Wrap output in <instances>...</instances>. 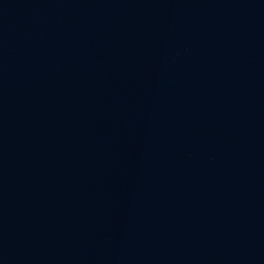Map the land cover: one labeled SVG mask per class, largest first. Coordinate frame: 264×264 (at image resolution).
Instances as JSON below:
<instances>
[{"label": "water", "instance_id": "1", "mask_svg": "<svg viewBox=\"0 0 264 264\" xmlns=\"http://www.w3.org/2000/svg\"><path fill=\"white\" fill-rule=\"evenodd\" d=\"M0 264H264V0H0Z\"/></svg>", "mask_w": 264, "mask_h": 264}]
</instances>
